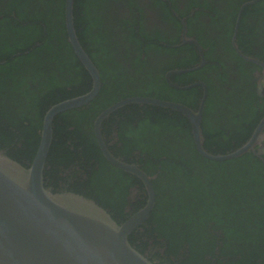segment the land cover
<instances>
[{
    "label": "trees",
    "instance_id": "1",
    "mask_svg": "<svg viewBox=\"0 0 264 264\" xmlns=\"http://www.w3.org/2000/svg\"><path fill=\"white\" fill-rule=\"evenodd\" d=\"M19 1L21 0L13 2V8L17 11V18L22 23L15 22L10 17L11 14L0 19V148L6 151L8 157L27 166L26 161L28 163L32 161L40 140V134L38 135L34 130L35 125L37 124L36 128L40 130L41 120L52 105L89 91L91 79L89 84L85 80H78V84L73 81L66 83V87H71L73 83L75 91L78 85V91L69 94L55 71L53 75L43 77L39 65L41 56L47 54L50 59V54L54 55L59 66L61 64L59 61L65 59L59 53L50 52L46 48L47 43L53 39L54 33L60 34L61 32L64 35L61 28L63 27L64 0H38L40 4H47L46 12L41 11L38 4L31 9L22 10L21 2H27V0ZM82 1L83 10L82 8L80 10L88 22L86 21L85 29L82 27L84 30L79 31L81 42L92 41L100 45V52L105 53L107 51L103 48L105 39L96 33L101 20L94 9L95 4L97 7L98 3L104 0ZM263 3L264 0H260L253 5V11L257 12ZM75 7H79V2ZM91 15L96 17L92 19ZM11 21L15 24L12 25ZM84 22L85 18H80L78 21L79 24ZM42 24L47 33L46 42L34 51L23 52L28 49L29 42L38 39L42 32ZM58 27L60 29H57ZM86 28L94 36L92 40L88 39L90 32ZM69 58L72 61L74 59L72 56ZM62 64L66 67L65 69H70L66 61ZM79 66L81 65H75V68L84 73ZM238 74L240 80L247 76L243 69H240ZM222 81L226 83L227 78L223 77ZM105 82L103 78L102 87L96 99L90 103L92 105L87 112L97 115L115 99L114 94L109 98L105 97L107 95ZM35 84L37 86L32 89ZM82 85L84 90L81 89ZM230 86L229 90L223 88L222 92H218L216 100L213 97L215 90L209 88L205 109L208 111L209 106L213 118L217 116L215 120L223 118L222 123L213 125L210 131L208 129L212 121L207 117L208 113L207 118L205 116L203 118V133L204 136L206 133L207 136L208 133L211 134L208 140L213 143L209 144V149L215 154L227 153L242 145L264 113L263 98L256 97V93L252 90L246 93L241 84L236 85L240 94L235 93L232 84ZM212 102L219 104L218 109L213 107V104L210 107ZM128 108L124 106L123 110L125 114H128L129 119L120 121V125H126L124 131L116 133L120 136L119 140L127 146L131 144L125 131L128 129L143 132L147 136L151 132L153 138L155 137L156 140L159 137L160 141L142 146L134 145V143L133 148L130 147V150L126 152L122 151V155L130 157L137 148L141 154H150L152 160L159 161V165L167 163L168 160L175 161L169 166L174 175L173 180L169 179L167 185L169 199L162 200L161 197L157 199L156 209L149 219V227H146L148 229L141 228L138 232L131 234L130 243L136 245V248L141 251L146 249L145 244L146 246L151 244L164 247L163 257L166 258V262H171L170 264H173L171 258L174 260L182 258L179 264H264V165L250 152L223 162L203 159L196 153L191 135H189V123L185 118L176 114L169 116L173 112L160 111L153 107L144 110L142 118L138 116L139 118L134 120L132 116L137 112L127 113ZM76 111H65L54 117L53 140L47 155L44 173L47 178L50 173H59L61 167L68 168L75 162H79L89 173L88 186L93 188V192L98 196L97 200L103 204L98 193L100 190L104 193L107 186L103 183L105 187L102 185L101 189H98L97 185L99 177L102 176L100 173H103L100 167L106 161L95 139L89 133L91 125L88 123L83 127L76 125L75 130L66 131L69 122L74 124V117L79 114ZM115 113L118 114V112ZM31 116L34 119H31ZM84 116L80 113L79 118H84ZM62 120L66 122L64 125L66 129H62L60 125ZM26 121L31 123V126H26L24 124ZM18 125L23 128L16 131ZM83 129L87 132H83ZM159 129L162 134L169 133L171 138L179 143L176 149L183 146L181 150L186 154L178 151H171L170 154L167 150L169 141L164 148L162 136L155 134V131ZM15 138L24 141L22 146L25 152L13 149L12 143ZM68 141L73 142V150L69 149ZM153 148V153H149ZM253 159H255L254 163H252ZM145 163L143 167L150 173L152 164L148 160ZM95 166H98L99 170H94ZM154 171L155 169L152 173ZM118 178L121 177L118 176ZM114 181L112 194L117 198L121 179L118 181L116 178ZM154 184L158 190L157 180ZM160 206H162L161 209H159ZM140 239L144 240L145 244L139 242Z\"/></svg>",
    "mask_w": 264,
    "mask_h": 264
},
{
    "label": "flooded vegetation",
    "instance_id": "2",
    "mask_svg": "<svg viewBox=\"0 0 264 264\" xmlns=\"http://www.w3.org/2000/svg\"><path fill=\"white\" fill-rule=\"evenodd\" d=\"M14 1L15 0H0V12H2L0 19H4V17L10 16L9 14H11L10 17H12L15 22H21L17 18V11L13 8ZM259 1L260 0L100 1L97 7L96 4L94 6L96 15L101 20L100 27H98L99 29H97L96 33H99L100 37L105 39V45H103L104 50L107 49L105 53L100 52V45H97L96 43L94 44L92 41L81 42L79 31L82 32L85 29L86 21L88 22V19L80 10V8H82V0H74L73 25L81 46L97 68L100 77V89L102 87V79L104 78V82L106 81L105 84L107 85V95L105 97L109 98L112 94L116 95L113 102H111L108 106L131 97H150L181 103L196 111L203 96L204 89L201 85H190L195 83L204 84L206 87V98L203 103L201 120L203 137L202 146L204 150L212 153L209 149V144L213 143V141L208 140L211 137V134L208 133L207 136L206 133V136H204L203 118L204 116L206 117L207 113V117L211 118L212 124L208 131L213 129V125L221 124L223 118L221 120L218 119L217 121L215 120L217 116L213 118V113L211 112L209 106L208 111L205 109L209 95V88L213 91L215 90L213 97L216 100L218 92H222L223 88L225 90H229L231 88V84L235 93L240 94L239 88H237L236 85L241 84L246 93L247 91L252 90V92L256 93V97L263 98L264 100V79L262 76L263 68L256 63L244 59L236 51L232 44V39L235 38L237 49L243 56L254 58L264 63V3L263 6L259 7L257 12H254L252 8V6L257 4ZM78 2L79 7H75L76 4L78 5ZM21 4L22 10L31 9L36 4H38V8L41 11L46 12V8H48L46 3L40 4L38 3V0H27V2L22 1ZM64 7L65 0L63 4V27H61L65 36L62 35L61 32L60 34L54 33L53 39L47 43L46 48H48L50 52L59 53L65 59L63 61H59L61 62L59 66L54 58V55L50 54L49 59V56L47 57V54H45L41 56V61L38 63L43 77L46 78L53 75L55 71L57 77H59L62 81L61 83H64L63 87H65L67 93L74 94V84L72 83L71 87H66V83L73 81L75 84H78V80H85L86 83L89 84L91 77L75 56L74 51L68 42L67 30L64 21ZM91 16L92 19L96 17L94 15ZM80 18H85V22L83 24L78 23ZM11 23L12 25L15 24L12 21ZM82 27H84V29H82ZM57 29L60 28L58 27ZM87 31L90 32L89 30ZM46 35L45 26L42 24V32H40L38 39L32 40L31 43L29 42L27 46L28 49L23 52L28 53L30 51H34V49L40 47L41 44L43 45L47 40V37H45ZM93 37L94 36L90 32V37L88 39L92 40ZM187 39L195 41L198 45L192 42H186ZM63 41L64 43L62 44ZM57 44L59 45L57 46ZM20 53L15 54L17 55ZM69 56L74 58L73 61L69 58ZM47 59H49V61H47ZM202 59L204 63L201 65ZM65 61L66 64L70 66L69 70L65 69L66 67L62 64V62ZM74 64L81 65L79 67H81V70H83L84 73H81L78 68H75ZM189 68L194 70L184 73L175 72ZM240 69L245 70L247 74V76H244L241 80L239 79L238 74ZM221 77L227 78V82L224 83ZM91 82L92 80L90 81V84H92ZM117 84H119V86ZM171 84L178 87H190L186 89H179ZM36 86L37 84H35L32 89ZM83 87L84 86L82 85L81 89ZM76 91H78V85H76ZM210 95L212 96L211 91ZM96 97L93 100H95ZM90 103L79 108L71 109L77 110L76 112L79 113L74 117L75 125L69 122V126L66 129L64 126L66 122H64V120L60 121V125L63 127L62 129H66V131L71 132L76 129V125H82L83 127L86 123H88V125H91V132L89 131V133H91V136H93L96 142L93 125L96 116L102 111H100L97 115L93 112H87L92 105ZM96 104L100 106L99 103ZM212 104L213 102L210 104V107ZM218 106L219 104L217 103L213 104V107L216 109H218ZM125 107H129L127 109V113H130V111L137 112L134 116L129 114L134 118V120H136L139 118L138 116L141 118L144 116V110L153 108L154 106L128 104L125 105ZM123 109L124 106L123 108H119L113 112H118V114L112 113L106 117L101 122L100 129L105 145L113 156L125 162L138 165L151 178V184L154 191V205L148 218L132 233L134 234L141 228L148 229L146 227H149V219L151 218V213L156 209L157 199H159V197H161L162 200H166L167 198L169 199L167 185L169 179L174 177L169 166L175 161L168 160L167 157L163 156L166 160H168V162L163 165H159V161L156 162V160H152V156L150 154H141V151L137 148H134L135 150L132 152L130 157L122 155V151L126 152L130 150L129 148H133L134 143V145L142 146L143 144H155V142L160 141L159 137L155 140V137L153 138L151 132H149L147 136L143 132H137V130L129 131L128 129L125 131L128 134L127 136H129L128 139L131 144L127 146L120 141V136L116 133H123L124 127L126 126L120 125V121L122 119H129L128 114H125ZM154 109L160 111L168 110L158 107H154ZM169 111L173 112L169 114V116L176 114L185 118L179 112L172 110ZM80 113L85 115L84 118H79ZM263 115L264 113L262 116ZM262 116L256 122L253 130L261 120ZM30 118L34 119L33 116ZM153 119V116H151V120ZM24 124L26 126H31V123L28 121ZM36 125L34 130H36V133L39 135L42 129V124L40 130L36 128L38 126ZM16 128V131H19V128L23 127L18 125ZM83 132L87 131L83 129ZM17 133L20 134V132ZM156 133L158 136H162V146L164 148L166 147L165 144L169 141L170 144L167 146V150L170 154L171 151H178L181 154H186V152L181 150L183 146L176 149V147L179 146V143L175 142L169 133L162 134L161 129L157 130V132L155 131V134ZM189 135H191L192 138L191 128L189 129ZM23 143V140L15 138V141L12 143L13 149L15 151L25 152V148L22 146ZM67 144L69 145V149L73 150V142L68 141ZM127 144H129V142ZM263 144L264 141L262 144L255 146V153L249 151L262 165H264V147L262 149ZM213 149L215 150L216 147ZM0 151L6 155L5 150L0 148ZM153 151L154 148L149 153H153ZM196 153L203 158L197 150ZM147 160L149 163L151 162L153 167H150L151 174L143 167ZM26 162L28 165V161ZM254 162L255 159H253L252 163ZM100 168V171L103 173H100L102 176L98 179L99 183L97 188L101 189L102 185L103 187L107 186L104 193L101 192V190L98 193L99 197L103 200V204L97 200L96 197L98 196L93 192V188L88 186L89 173L85 171L79 162H75L68 168L61 167L59 173H50L47 178L45 176L46 174L43 173V182L44 185L51 189L52 192L73 193L94 200L99 206L105 209L117 223H122L130 217V215L136 213L145 205L147 200L145 187L137 177L116 168L108 161H106V163L103 162V166ZM153 169H155L154 173H152ZM94 170H99V167L95 166ZM118 176L121 178H118ZM116 178L118 181L121 179L120 192L117 194V198L112 194V187L113 184L115 186L114 179ZM156 180L159 186L158 190L155 188L154 184ZM161 207L162 206H160L159 209H161ZM139 242L144 243L145 241L140 239ZM145 248L146 249H143V251L140 249L138 250L151 260L157 262L158 264L171 263L166 262V258L163 257L164 247H158L151 244L146 246L145 244ZM180 259L182 258H179L178 260L171 258V261H173V264H179Z\"/></svg>",
    "mask_w": 264,
    "mask_h": 264
},
{
    "label": "water",
    "instance_id": "3",
    "mask_svg": "<svg viewBox=\"0 0 264 264\" xmlns=\"http://www.w3.org/2000/svg\"><path fill=\"white\" fill-rule=\"evenodd\" d=\"M74 0H65L64 21L68 42L75 56L89 73V91L52 105L44 114L40 140L32 161L24 166L0 151V264H158L140 252L129 236L148 218L154 205L151 178L138 166L113 156L101 135V122L128 104L149 105L181 113L189 122L197 152L210 161L223 162L241 156L264 141V115L250 137L227 153H210L202 146L201 130L206 87L197 110L181 103L150 97H131L118 101L100 112L93 125L98 147L110 164L137 177L144 185L147 200L136 213L117 223L94 200L73 194L55 193L43 182L47 155L53 139L52 123L56 115L89 104L98 94L100 77L81 46L73 25ZM186 42L195 41L187 39ZM233 47L246 60L263 68L264 63L243 56L232 39ZM203 59L202 63L203 64ZM200 65V66H201ZM198 68V67H197ZM192 68L175 71L184 73ZM174 86L173 84H171ZM186 87H178L186 89ZM264 144L262 145V149ZM255 153V152H254Z\"/></svg>",
    "mask_w": 264,
    "mask_h": 264
},
{
    "label": "rangeland",
    "instance_id": "4",
    "mask_svg": "<svg viewBox=\"0 0 264 264\" xmlns=\"http://www.w3.org/2000/svg\"><path fill=\"white\" fill-rule=\"evenodd\" d=\"M223 184V183H222Z\"/></svg>",
    "mask_w": 264,
    "mask_h": 264
}]
</instances>
